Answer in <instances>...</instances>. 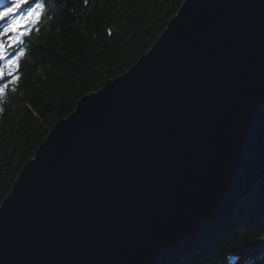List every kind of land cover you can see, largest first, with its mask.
I'll list each match as a JSON object with an SVG mask.
<instances>
[{"label":"water","instance_id":"1","mask_svg":"<svg viewBox=\"0 0 264 264\" xmlns=\"http://www.w3.org/2000/svg\"><path fill=\"white\" fill-rule=\"evenodd\" d=\"M260 181L264 0H185L23 166L0 264H184Z\"/></svg>","mask_w":264,"mask_h":264},{"label":"trees","instance_id":"2","mask_svg":"<svg viewBox=\"0 0 264 264\" xmlns=\"http://www.w3.org/2000/svg\"><path fill=\"white\" fill-rule=\"evenodd\" d=\"M185 0H0V206L85 95L130 70ZM184 264H264V181Z\"/></svg>","mask_w":264,"mask_h":264}]
</instances>
